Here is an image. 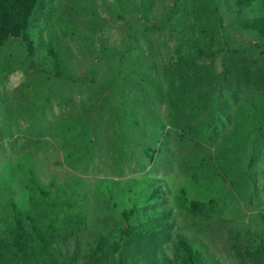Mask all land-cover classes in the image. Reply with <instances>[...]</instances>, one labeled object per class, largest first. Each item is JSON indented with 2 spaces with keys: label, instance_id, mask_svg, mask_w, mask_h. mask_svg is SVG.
I'll return each instance as SVG.
<instances>
[{
  "label": "rangeland",
  "instance_id": "obj_1",
  "mask_svg": "<svg viewBox=\"0 0 264 264\" xmlns=\"http://www.w3.org/2000/svg\"><path fill=\"white\" fill-rule=\"evenodd\" d=\"M236 1L42 0L32 55L19 38L0 46V239L15 204L56 254L80 219L91 243L127 204L130 179L149 177L170 187L176 232L219 264H264V85L221 89L230 63L264 71V41L239 26L264 17V0ZM144 146L170 151L171 167ZM182 191L203 206L181 207Z\"/></svg>",
  "mask_w": 264,
  "mask_h": 264
},
{
  "label": "trees",
  "instance_id": "obj_2",
  "mask_svg": "<svg viewBox=\"0 0 264 264\" xmlns=\"http://www.w3.org/2000/svg\"><path fill=\"white\" fill-rule=\"evenodd\" d=\"M253 2L237 0L236 7L241 10ZM41 10L42 0H0V46L10 39L19 38L25 43L28 55H32V41L27 31L32 15ZM239 26L264 41V17L242 20ZM195 47L196 54H205L199 46ZM231 53L241 54L235 51ZM257 53L264 54V49ZM243 62L238 66L230 63L224 67L221 89L230 91L234 83L247 87L264 85V71L261 68L251 71L250 66ZM228 102L226 95L219 91L218 108L226 111ZM141 150L150 160L153 154L166 152L164 168L171 167L172 155L165 148L144 146ZM130 181V188L136 191L122 190L127 194V204L111 219L101 221L103 227L94 229L91 243L87 241L84 245L79 241L77 233L86 231L87 227L83 219L75 221L77 229L74 231V243L69 247L70 251L64 254H56L51 248L52 234L29 211L11 204L6 236L0 239V264H7L6 258H11L16 264H219L189 238L175 231L172 208L166 202L164 190L170 191L166 182L149 177ZM133 183L137 184L136 188ZM138 198H141L140 201ZM179 202L181 207L191 211L203 206L198 201L188 200L183 191ZM108 224L115 226L110 227ZM66 231L69 230L62 228L56 234L64 239ZM256 244V249L264 257V239L258 240Z\"/></svg>",
  "mask_w": 264,
  "mask_h": 264
}]
</instances>
